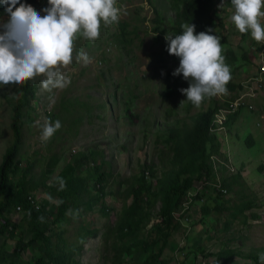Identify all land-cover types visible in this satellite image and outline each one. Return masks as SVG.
<instances>
[{
	"label": "rangeland",
	"instance_id": "374dc122",
	"mask_svg": "<svg viewBox=\"0 0 264 264\" xmlns=\"http://www.w3.org/2000/svg\"><path fill=\"white\" fill-rule=\"evenodd\" d=\"M39 5L46 8L45 0ZM116 7L118 22L101 21L98 39L77 34L72 63L60 68L70 80L65 88L45 90L43 76L33 79L34 96L21 109L22 136L8 185L13 191L22 182L38 187L26 192L27 203L19 204V211L0 188V264H113L116 258L117 264H262L264 86L254 84L253 91L251 79L259 70L262 41L252 39L250 30L236 29L231 3L212 0L215 32L209 34L221 38L231 80L226 94L205 97L197 106L179 91L189 83L182 74L172 75L179 57L169 54L164 39L173 35L176 6L171 0H116ZM228 51L238 60L230 59ZM80 53L89 57L87 63L77 59ZM242 83L246 106L218 132L219 150L210 152L209 167L175 205L161 195L150 203L144 190L143 210L135 213L138 226L120 240L115 226L123 206L132 203L127 188L145 181L154 188L161 175L166 179L168 127L191 123L195 113L223 104ZM20 96L21 84L0 85V164L15 142L12 103ZM46 119L60 120L62 127L44 144ZM248 135L254 142L249 148L244 144ZM78 157L81 161L74 163ZM69 162L73 170L64 173ZM150 165L153 171L146 168ZM95 166L106 173L100 185ZM238 172L241 176L232 182ZM57 176L66 180L64 191L57 190ZM46 194L64 203L57 206ZM69 209H79V217L66 215Z\"/></svg>",
	"mask_w": 264,
	"mask_h": 264
},
{
	"label": "clouds",
	"instance_id": "9594fccd",
	"mask_svg": "<svg viewBox=\"0 0 264 264\" xmlns=\"http://www.w3.org/2000/svg\"><path fill=\"white\" fill-rule=\"evenodd\" d=\"M0 4L4 5L5 12L0 14V19H8L0 22V85H20L43 76L41 84L45 90L63 89L70 83L60 68L72 63L77 34L95 41L100 35L101 21L105 25L118 22L120 13L116 0H48L49 7L43 9L39 5L40 0L34 2L36 8L20 3V0H0ZM231 4L234 6L231 20L236 29L240 33L250 30L252 39L264 41V28L260 23V18L264 17V0H231ZM34 9H41L45 14L41 16ZM181 28V34H165L164 37L169 54L179 57V67L172 75L182 74L189 83L188 88L179 91L197 106L205 97L226 94L231 72L221 54V38L208 34L215 29L194 34L195 25L187 23ZM77 59H83L85 63L89 61L84 53H80ZM61 127L60 120L52 122L46 119L42 142L46 144ZM55 183L58 191L66 189L63 177L57 176ZM46 195L57 206L64 203L63 200L54 201L50 194ZM66 215L75 220L80 210L69 209ZM40 220L43 222L44 218L40 217ZM258 255L264 264V253Z\"/></svg>",
	"mask_w": 264,
	"mask_h": 264
},
{
	"label": "trees",
	"instance_id": "16d2710c",
	"mask_svg": "<svg viewBox=\"0 0 264 264\" xmlns=\"http://www.w3.org/2000/svg\"><path fill=\"white\" fill-rule=\"evenodd\" d=\"M34 2L36 3V0H20V3L35 7ZM223 2L226 3V0ZM171 3L177 8L173 20V36L181 34L183 31L181 25L187 23L195 25L194 34L206 32L207 29L212 27V0H171ZM230 3L231 0H227V4ZM17 6H19V4ZM45 7H49L48 0H45ZM34 10L38 13L40 11L39 9ZM3 13H5L4 5L0 4V14ZM220 24L222 25V23ZM228 54L233 61L238 60L236 55H233L232 51H228ZM243 57H245V55H243ZM255 76L251 79L253 80ZM244 83L248 84L249 82L247 80ZM244 83L239 86L237 93L234 96L229 97V99L223 104L209 105L205 110L192 115L190 117L191 123L182 121L179 125H171L168 127L166 138L163 139L165 145L168 146L167 151L170 153L167 158L168 161H170L169 168L163 173L164 176H166V179L163 180L161 175L157 179L154 188L151 187L152 184L149 181H145L144 184L139 182V187L138 185L133 184L127 188V194L132 198V203L128 206H123L122 214L115 226V230L117 231L120 240L131 235L135 227L138 226V222L135 220V213L141 209L143 210L144 205L141 204L144 190L147 192V198L150 203L155 200L157 195H161L164 196V199L166 197V201L169 200L170 197L173 198V204L175 205L179 202L181 194H184L187 189L192 186V183L195 180L194 178H197V176L200 175L202 169L209 167L210 163L208 164V160L210 152L212 150H216V152L219 150L220 143L217 134L219 131H225L224 129L219 128L217 115H225V120L221 126L226 127V124L231 122V120L238 115L239 111L246 106L247 97L242 99L243 102H239L236 106H233L234 101L240 96V92L244 89ZM232 87H234V85L231 86V90ZM33 96V80L25 81L21 84V96L18 98L17 102L12 103L13 114L11 126L14 132L15 142L6 152L4 159L0 164V188H4V192L9 197V200H14V203L17 204L24 202L27 203L26 192L28 191L30 193L29 190L38 187L37 183H30V185L27 186V183L22 182L19 183L18 187L13 191L8 185V174L12 167L14 151L22 136L21 109L29 104V99L33 98ZM244 144L247 148L254 145L251 135H248V137L245 138ZM58 159L47 165L45 172H51L56 163H58ZM72 161L79 164L81 157L73 158ZM93 168H95L94 174L97 172V175H95L96 182L100 185L106 180V173L99 172L97 166ZM146 168H150L149 170L153 171V165L147 166ZM72 170L73 163L69 162L65 165L63 172L67 173ZM241 174L242 173L238 172L234 175L232 182L237 178L239 179ZM230 178L231 177L224 179L223 182L226 183ZM75 181L76 179H72L70 180V183L75 184ZM71 192L73 193V190ZM32 213L34 216H37V212L32 211ZM118 262L119 258H116V261L113 264H117Z\"/></svg>",
	"mask_w": 264,
	"mask_h": 264
},
{
	"label": "built area",
	"instance_id": "2783aa9c",
	"mask_svg": "<svg viewBox=\"0 0 264 264\" xmlns=\"http://www.w3.org/2000/svg\"><path fill=\"white\" fill-rule=\"evenodd\" d=\"M261 47H262L261 50H264V41H262ZM256 57H257V61H258L259 70H258L257 75L255 76V78L253 79V82H252L253 83L252 84V90L253 91L256 89V87L261 88L264 86V82L262 79V77H264V52L259 53ZM254 84H256V87L253 86ZM243 97L244 96L241 95L238 98H236V100L233 103V106H236L239 102H243V100H242ZM224 120H225V115H223V114L217 115V121L219 123V128H221V129L225 128V127L221 126L223 124ZM15 210L16 211L21 210V205H17L15 207Z\"/></svg>",
	"mask_w": 264,
	"mask_h": 264
}]
</instances>
